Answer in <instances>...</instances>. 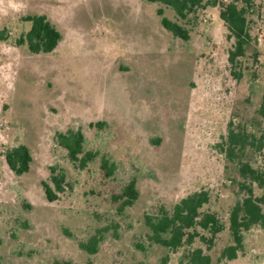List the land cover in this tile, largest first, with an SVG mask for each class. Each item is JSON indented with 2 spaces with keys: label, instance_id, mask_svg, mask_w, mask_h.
I'll use <instances>...</instances> for the list:
<instances>
[{
  "label": "rangeland",
  "instance_id": "obj_1",
  "mask_svg": "<svg viewBox=\"0 0 264 264\" xmlns=\"http://www.w3.org/2000/svg\"><path fill=\"white\" fill-rule=\"evenodd\" d=\"M254 1L256 42L237 80L218 8L189 21L190 39L183 41L157 15L163 8L177 21L175 12L145 0H0L2 264H182L183 251L149 247L144 216L201 190L210 193L209 209L226 226L207 252L210 264H264V232L257 227L245 233L236 259L222 257L232 244L231 208L250 185L241 164L264 169V154L254 146L229 151L232 135L252 141L249 134H264L258 113L264 96V0ZM30 15L47 16L61 31L53 53L32 54L18 44L31 28L23 21ZM97 123L102 127L91 126ZM70 129H80L86 149L98 154L85 170L58 145L57 134ZM20 144L29 147L33 161L18 177L3 154ZM103 158L114 167L111 177L101 168ZM52 166L64 168L68 182L55 202L43 189ZM132 179L139 199L120 212L115 196ZM252 186L255 195H264V188ZM104 227L111 231L96 255L79 248V240Z\"/></svg>",
  "mask_w": 264,
  "mask_h": 264
},
{
  "label": "trees",
  "instance_id": "obj_2",
  "mask_svg": "<svg viewBox=\"0 0 264 264\" xmlns=\"http://www.w3.org/2000/svg\"><path fill=\"white\" fill-rule=\"evenodd\" d=\"M149 3L161 4L175 12L177 21H172L165 16L163 8L157 10L163 27L175 38L183 41L190 39V29L185 25L192 19L208 9L218 8L219 19L226 29V37L232 42L228 53V63L232 75L237 80L242 77V60L247 56L249 47L256 42L252 34V17L257 13L254 0H145ZM31 24V28L18 39V44L25 45L32 54H51L63 39L61 31L45 15H30L23 19ZM256 55V54H255ZM264 119V96L258 110ZM102 127V123L91 124ZM252 141L245 135L231 137L229 151L246 149L247 143L254 146L256 151L264 154V134L259 138L249 134ZM58 145L63 148L69 161L80 170H85L94 162L97 152L86 149V138L80 129H70L57 134ZM257 142V145L254 142ZM10 171L20 177L30 171L33 161L32 153L28 146L20 144L7 149L3 154ZM101 168L106 177H111L114 167L108 159L103 158ZM240 173L250 185H245L246 195L238 199L231 208L229 216V232L232 244L226 247L222 257L234 260L244 248L245 233L252 228H260L264 232V195H255L253 184L264 188V169L255 168L249 162H242ZM67 172L64 168L50 167V179L43 182L45 196L49 202H55L67 187ZM140 196L137 180L132 179L126 184L120 194L115 196L119 201L118 210L124 212L138 201ZM211 202L207 190L195 191L181 198L171 207H160L155 213L144 216V226L149 247L158 246L171 253L183 251L182 264H210L211 258L207 253L213 249L218 236L225 231L226 226L221 221L217 212L209 209ZM29 207V204H25ZM114 223V222H113ZM115 224V223H114ZM118 225H114L116 229ZM27 227V225H26ZM110 227L98 228L86 239L79 240L78 246L90 255H96L110 232ZM116 231L113 234L116 237ZM67 237L74 235L64 229ZM142 250H146L140 246ZM1 260V259H0ZM0 264L1 261H0ZM52 264H72L71 261L56 260Z\"/></svg>",
  "mask_w": 264,
  "mask_h": 264
}]
</instances>
